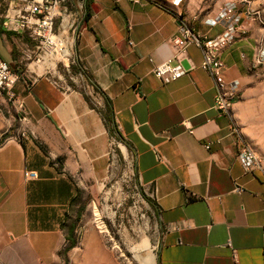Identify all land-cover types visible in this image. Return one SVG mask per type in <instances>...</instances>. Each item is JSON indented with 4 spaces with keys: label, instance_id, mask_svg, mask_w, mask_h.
I'll return each mask as SVG.
<instances>
[{
    "label": "crops",
    "instance_id": "crops-1",
    "mask_svg": "<svg viewBox=\"0 0 264 264\" xmlns=\"http://www.w3.org/2000/svg\"><path fill=\"white\" fill-rule=\"evenodd\" d=\"M227 4L240 11L236 40L219 56L241 95L233 117L264 162V77L256 64L264 0H182L178 8L172 0H62L63 36L77 43L71 64L30 58L35 47L27 33L5 31L0 14V59L22 75L15 92L28 118L22 124L0 106V264H123L93 230L66 252L80 189L94 190L112 166L106 100L158 212V264H234L233 250L239 264H264V169L248 173L239 162L241 144L214 108L201 51L188 50L180 63L187 74L174 82L152 74L175 56L176 14L215 39L225 32L216 19ZM258 8L263 18L249 16ZM19 130L27 138H11ZM25 171L38 179L26 180Z\"/></svg>",
    "mask_w": 264,
    "mask_h": 264
},
{
    "label": "built area",
    "instance_id": "built-area-1",
    "mask_svg": "<svg viewBox=\"0 0 264 264\" xmlns=\"http://www.w3.org/2000/svg\"><path fill=\"white\" fill-rule=\"evenodd\" d=\"M8 3V11L5 15L3 28L7 32L27 33L29 39L35 47V51L30 53L29 57H34L36 62H42L43 56L57 58L58 62L73 63L71 49L73 40L63 36L66 31L63 21V11L61 8L62 0H5ZM132 3L156 2V0H129ZM250 3L254 0H245ZM182 0H172V6L180 7ZM251 14H256L252 11ZM240 11L235 4H227L218 14L216 21L222 23L225 27L223 35L215 39H208L199 34L192 26L189 19L183 14H176L179 23L177 35L171 40V45L175 51V56L166 62L155 65L152 74L163 84L174 82L187 74L180 65L181 60L188 54L191 47L198 48L203 56L201 68L211 76L216 92L214 108L226 118L229 119L232 131L238 137L241 144L238 152V160L246 172L255 169H264V162L255 154L250 145L243 139L239 128L235 124L233 109L240 100V93L234 84H229L225 78V63L220 59L221 51L233 44L239 31L238 16ZM72 25V29H75ZM264 62V49H260L256 58V63ZM75 63V62H74ZM22 75L14 70L12 66L0 59V106L7 104L8 108L13 110L18 122L25 124L28 118L25 113L23 100L16 94L15 87L21 80ZM189 131L192 130L188 123H185ZM12 128V127H11ZM10 128V130H11ZM10 131L4 133L3 138L7 139ZM26 130H19L13 139L27 138ZM115 138L111 140V150ZM207 149L210 146L206 147ZM161 160V157H159ZM26 180L38 179L35 171H25ZM240 191L239 189H236ZM229 246H231L229 244ZM234 264H239L236 250H233Z\"/></svg>",
    "mask_w": 264,
    "mask_h": 264
},
{
    "label": "rangeland",
    "instance_id": "rangeland-1",
    "mask_svg": "<svg viewBox=\"0 0 264 264\" xmlns=\"http://www.w3.org/2000/svg\"><path fill=\"white\" fill-rule=\"evenodd\" d=\"M7 9V2L0 0V14L6 13ZM254 13L255 17L263 18L262 9L258 8ZM261 24L264 28V20ZM76 44L74 41L72 52ZM257 47L258 52L264 48V34ZM256 64L264 77V62ZM77 65L78 62L73 66ZM113 136L115 144L108 178L94 190L80 189L67 228L74 227L75 247L84 241L88 230H93L97 239L121 257L123 264H158L157 251L163 228L151 192L136 175L130 148L117 132ZM148 251L154 253V258L150 263H144L138 256L145 257Z\"/></svg>",
    "mask_w": 264,
    "mask_h": 264
},
{
    "label": "trees",
    "instance_id": "trees-1",
    "mask_svg": "<svg viewBox=\"0 0 264 264\" xmlns=\"http://www.w3.org/2000/svg\"><path fill=\"white\" fill-rule=\"evenodd\" d=\"M88 11V10H87ZM86 20L89 18V12H87L86 14ZM0 31L1 32H5L1 27H0ZM74 71H77L76 68H72ZM97 90H99L97 87H96ZM111 107H110V102L109 100H106V105H105V108L104 110L101 111L103 117L105 118L107 124L110 126V130L112 133H115L116 132V128L114 126V120L113 118L111 117ZM76 202V201H75ZM74 202V204H75ZM73 234H74V227L71 226L69 229H68V236H67V240H68V245L66 247V252L71 250L72 248L75 247V244H76V241L75 239L73 238Z\"/></svg>",
    "mask_w": 264,
    "mask_h": 264
},
{
    "label": "bare ground",
    "instance_id": "bare-ground-1",
    "mask_svg": "<svg viewBox=\"0 0 264 264\" xmlns=\"http://www.w3.org/2000/svg\"><path fill=\"white\" fill-rule=\"evenodd\" d=\"M138 258L144 263H150L154 258V253L148 251L145 257L140 254Z\"/></svg>",
    "mask_w": 264,
    "mask_h": 264
}]
</instances>
